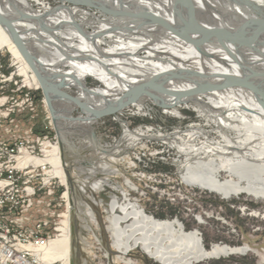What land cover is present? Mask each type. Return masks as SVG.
I'll return each instance as SVG.
<instances>
[{
	"label": "bare ground",
	"instance_id": "obj_1",
	"mask_svg": "<svg viewBox=\"0 0 264 264\" xmlns=\"http://www.w3.org/2000/svg\"><path fill=\"white\" fill-rule=\"evenodd\" d=\"M53 1L36 10L30 0H0V49H8L27 81L47 89L45 102L61 143L75 127L84 126L87 134L92 124L70 118L69 125L62 123L70 106L56 95V87L80 86L86 77L102 83L97 91L100 97L119 96L124 103L134 101L138 108L143 106L137 100L141 96L159 98L172 105L174 112L180 105H191L216 125L218 139L191 125L180 132L188 140L202 135L199 146L188 144L179 131L170 137L126 129L122 140L153 137L173 146L178 141L175 147L185 156L181 178L186 183L223 199L245 194L264 201V0ZM91 134L87 141L97 158L112 160L120 153L113 148L105 154L108 149ZM54 147L34 163L58 165L51 172L67 190L66 177L71 179L72 169ZM73 162L84 181L104 170L106 175L117 173L109 163L88 169L79 160ZM221 172L226 177L221 178ZM77 183L76 189L83 194L87 185ZM110 185L114 193L105 200L93 195ZM90 188L88 201L76 202L84 213L79 216L82 228L91 231L90 224L98 225L93 205L103 206L111 247L127 264L129 253L136 249L160 264H194L247 251L245 246L226 244L206 248L196 230H185L177 219L159 220L147 214L111 179L101 177ZM64 196L70 199L71 195L66 191ZM254 214L264 218V212ZM59 231L49 242L32 245L37 264H71L68 218Z\"/></svg>",
	"mask_w": 264,
	"mask_h": 264
},
{
	"label": "rangeland",
	"instance_id": "obj_2",
	"mask_svg": "<svg viewBox=\"0 0 264 264\" xmlns=\"http://www.w3.org/2000/svg\"><path fill=\"white\" fill-rule=\"evenodd\" d=\"M30 2L34 3L36 10L43 9V5L48 7L54 3L53 0H30ZM79 84L80 86H70L69 89L56 87V95L70 106L69 116L64 118L62 123L66 122L65 124L69 125L68 118L89 121L92 124L90 132L93 135L95 133L94 136L105 148L104 150L108 149L103 151L105 154H109L110 150L120 149V153L111 156L112 160L110 156L104 159L97 158L99 155L95 154L87 141L92 134L90 135V132L86 134L82 129L84 126L71 128L73 129L71 135L65 136L61 143L58 128L45 102L42 84L37 86L27 81L20 71L19 63L8 49L6 47L0 49V90L3 92L2 96L8 97V105L12 110L10 118L16 126V134H23L24 131L30 130L26 136H30L31 140L41 137L44 148L47 146L48 151H52L51 147L56 146L54 148H59L60 156L65 158L72 169L69 175L71 179L66 177L67 190L60 177L53 178L41 191L37 192L36 198L40 202L34 204L36 207L34 206L28 212L46 222L50 233L49 241L56 238L60 233L59 227L63 226L65 219L68 218L70 235L72 234L71 264H127L117 258V253L111 247L103 206L93 205L98 225L90 224L91 231L83 229L79 221L84 213L77 208L78 200L88 201L85 198L92 193L90 183L99 181L101 177L111 179L120 188L122 186V190L129 194V199L154 218L177 219L185 230H196L206 248L212 244L247 248V251L243 253L211 258L194 264H264V218L254 214V211L264 212L263 200H257L245 194L223 199L214 192L186 183L181 178V165L185 156L175 147L178 141L173 146L166 139V141L157 140L153 137L152 139L144 137L140 141L122 140L126 129H139L141 132L154 136L169 134L170 137L179 131V135L187 139L188 144L199 146L204 141L202 135L194 134L193 139L191 137L188 140V136L180 131H185L192 125L210 131V137L218 139L216 125L213 122L200 115L191 105H180L174 112L172 105L159 98L141 96L137 100L143 101V106L138 108L134 101L127 100L128 102L124 103L119 96L113 94L106 98L100 97L97 91L102 87V83L92 77H86ZM78 97L81 99H77ZM103 112L105 113L102 114ZM72 160H79L81 167L88 169L96 164L98 166L109 163L117 173L106 175L103 173L105 170H102V174L84 181V178L76 173ZM97 160L99 162H95ZM47 163L45 170H49L50 165L51 170L58 168V165ZM59 165L63 167L62 160ZM67 169L69 172V168ZM220 177H226V173L221 172ZM78 180L87 185L83 194H79L77 190ZM127 180L129 183H126ZM113 190L110 185L100 191L101 193L97 192L93 195L105 200L106 195L114 193ZM66 191L70 193V199L64 196ZM81 237L84 238L85 243ZM78 240L81 244H78ZM75 255L78 262L75 260ZM127 258L130 259L128 264H160L137 249L130 252ZM38 260L39 257L36 256V261Z\"/></svg>",
	"mask_w": 264,
	"mask_h": 264
},
{
	"label": "built area",
	"instance_id": "obj_3",
	"mask_svg": "<svg viewBox=\"0 0 264 264\" xmlns=\"http://www.w3.org/2000/svg\"><path fill=\"white\" fill-rule=\"evenodd\" d=\"M0 90V264H37L33 244L49 242L46 222L29 214L38 204V191L59 178L52 174L51 165L34 163L43 158L47 146L41 137L33 142L23 134H16L10 118L8 97ZM61 182V181H60ZM41 200V199H40Z\"/></svg>",
	"mask_w": 264,
	"mask_h": 264
},
{
	"label": "water",
	"instance_id": "obj_4",
	"mask_svg": "<svg viewBox=\"0 0 264 264\" xmlns=\"http://www.w3.org/2000/svg\"><path fill=\"white\" fill-rule=\"evenodd\" d=\"M195 30H199V28H198V26H196L195 24H194V27H193ZM15 37V36H14ZM13 37V41L15 42V44L22 50V52L26 55V52H25V50L23 49V47H22V45H21V43L18 41V39H15ZM26 57H27V55H26ZM33 69V71H34V73L37 75V71L36 70H34V67L32 68ZM38 77V76H37ZM45 90H47V89H44L43 88V91H45ZM105 112H103L102 114H104ZM100 114V113H99Z\"/></svg>",
	"mask_w": 264,
	"mask_h": 264
},
{
	"label": "flooded vegetation",
	"instance_id": "obj_5",
	"mask_svg": "<svg viewBox=\"0 0 264 264\" xmlns=\"http://www.w3.org/2000/svg\"><path fill=\"white\" fill-rule=\"evenodd\" d=\"M78 244H81L80 241L78 240ZM75 260L76 262H78L77 258H76V255H75ZM80 260V259H79ZM75 263V262H74Z\"/></svg>",
	"mask_w": 264,
	"mask_h": 264
}]
</instances>
